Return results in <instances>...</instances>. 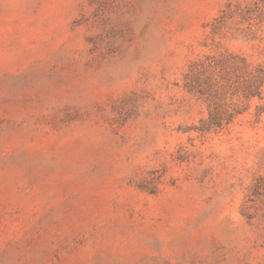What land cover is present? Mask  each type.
<instances>
[{"label":"rangeland","instance_id":"rangeland-1","mask_svg":"<svg viewBox=\"0 0 264 264\" xmlns=\"http://www.w3.org/2000/svg\"><path fill=\"white\" fill-rule=\"evenodd\" d=\"M0 264H264V0H0Z\"/></svg>","mask_w":264,"mask_h":264}]
</instances>
